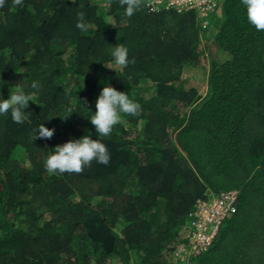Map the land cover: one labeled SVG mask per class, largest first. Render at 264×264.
I'll list each match as a JSON object with an SVG mask.
<instances>
[{"label":"trees","instance_id":"obj_1","mask_svg":"<svg viewBox=\"0 0 264 264\" xmlns=\"http://www.w3.org/2000/svg\"><path fill=\"white\" fill-rule=\"evenodd\" d=\"M139 3L131 18L118 0L0 7V96L18 85L36 96L23 123L0 116V264H180L197 203L230 190L236 213L192 264H264V31L240 0L207 17ZM119 43L126 68L110 55ZM196 69L203 84L187 78ZM105 83L140 114L103 138L107 165L50 174L56 146L99 138L89 118Z\"/></svg>","mask_w":264,"mask_h":264},{"label":"clouds","instance_id":"obj_2","mask_svg":"<svg viewBox=\"0 0 264 264\" xmlns=\"http://www.w3.org/2000/svg\"><path fill=\"white\" fill-rule=\"evenodd\" d=\"M124 15L131 18L140 10L139 0H118ZM15 5L21 6L23 0H14ZM245 9L247 22L254 26L257 31H264V0H240ZM5 5V0H0V7ZM84 14L78 13L77 27L83 29ZM112 62L119 68H126L134 63L129 58V49L122 43L114 45L110 50ZM112 68V67H109ZM115 69L116 68H112ZM40 84L34 81L31 89H39ZM36 96L33 92L26 90L22 86H15L10 89L9 98L0 96V116L11 115L13 122L23 123L27 116V109L30 102H34ZM141 105L130 98L127 92L119 91L111 84L105 83L96 102V111L89 118L99 135L98 139H93L91 133L79 139H71L63 145H58L46 159L45 170L50 174L80 173L85 167H90L95 161L99 164L107 165L110 161V152L107 145L102 142L108 137L114 127L121 122L122 115L137 116L140 114ZM40 138L50 139L55 128H48L41 123L36 129V135Z\"/></svg>","mask_w":264,"mask_h":264},{"label":"built area","instance_id":"obj_3","mask_svg":"<svg viewBox=\"0 0 264 264\" xmlns=\"http://www.w3.org/2000/svg\"><path fill=\"white\" fill-rule=\"evenodd\" d=\"M151 11L172 9L185 12L200 9L207 17L217 0H142ZM206 24V23H205ZM239 191L230 190L213 196L208 201H199L190 215V236L180 245L174 256L180 264H192V260L206 253L214 244L224 222L237 211Z\"/></svg>","mask_w":264,"mask_h":264},{"label":"rangeland","instance_id":"obj_4","mask_svg":"<svg viewBox=\"0 0 264 264\" xmlns=\"http://www.w3.org/2000/svg\"><path fill=\"white\" fill-rule=\"evenodd\" d=\"M207 72L204 69H196L187 74V78L191 81L198 82V84H203L206 80ZM207 92V87L202 86L201 93L204 96Z\"/></svg>","mask_w":264,"mask_h":264}]
</instances>
